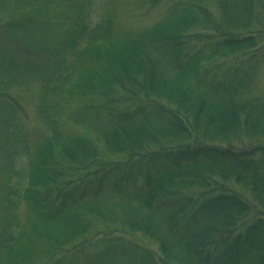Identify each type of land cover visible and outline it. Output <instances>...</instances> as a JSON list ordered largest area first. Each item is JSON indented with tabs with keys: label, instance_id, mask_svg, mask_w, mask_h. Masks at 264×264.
Instances as JSON below:
<instances>
[{
	"label": "trees",
	"instance_id": "obj_1",
	"mask_svg": "<svg viewBox=\"0 0 264 264\" xmlns=\"http://www.w3.org/2000/svg\"><path fill=\"white\" fill-rule=\"evenodd\" d=\"M127 1L0 0V264H264V0Z\"/></svg>",
	"mask_w": 264,
	"mask_h": 264
},
{
	"label": "rangeland",
	"instance_id": "obj_2",
	"mask_svg": "<svg viewBox=\"0 0 264 264\" xmlns=\"http://www.w3.org/2000/svg\"><path fill=\"white\" fill-rule=\"evenodd\" d=\"M130 4V7L128 10H125L122 13V24L124 27H135V28H141V26H147L153 24L158 19V14L155 12L153 15L144 18V20L139 19L137 17V13H139L140 8L134 4V0H128L127 1ZM132 8V9H131ZM255 53H257V56L259 58V73L256 77V80L254 81L255 86H252V92H257L258 95L264 96V38L259 42L257 41L255 47H254ZM29 110L34 113L36 111L35 104L28 107ZM155 250V249H154Z\"/></svg>",
	"mask_w": 264,
	"mask_h": 264
}]
</instances>
